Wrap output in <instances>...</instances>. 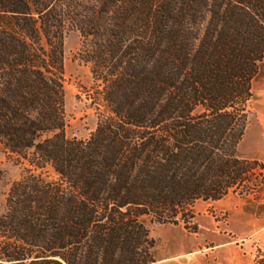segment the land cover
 Masks as SVG:
<instances>
[{
  "label": "trees",
  "instance_id": "obj_1",
  "mask_svg": "<svg viewBox=\"0 0 264 264\" xmlns=\"http://www.w3.org/2000/svg\"><path fill=\"white\" fill-rule=\"evenodd\" d=\"M71 31L107 108L88 139L66 134ZM263 62L264 0H0V145L25 166L0 264H158L146 217L197 233L198 200L264 175L238 153Z\"/></svg>",
  "mask_w": 264,
  "mask_h": 264
},
{
  "label": "rangeland",
  "instance_id": "obj_2",
  "mask_svg": "<svg viewBox=\"0 0 264 264\" xmlns=\"http://www.w3.org/2000/svg\"><path fill=\"white\" fill-rule=\"evenodd\" d=\"M81 47L80 33L71 31L65 38L66 134L88 139L107 108L101 95L102 84L95 80L91 64L82 60ZM253 89L250 121L238 147L239 155L247 159L264 154V62ZM259 161L264 163L262 156ZM24 167L0 145V213L5 211L9 190L22 176ZM193 211L195 217L190 225L198 226L197 233L183 225L145 218L156 243L153 251L157 260L168 253L185 251L174 264L254 263L257 248L264 244V175H253L244 187L220 200H198ZM168 241L183 242L185 246H173Z\"/></svg>",
  "mask_w": 264,
  "mask_h": 264
},
{
  "label": "crops",
  "instance_id": "obj_3",
  "mask_svg": "<svg viewBox=\"0 0 264 264\" xmlns=\"http://www.w3.org/2000/svg\"><path fill=\"white\" fill-rule=\"evenodd\" d=\"M263 147H264V145H263ZM259 151H261L260 150V148H259ZM261 156H262V158H263V161H264V154L262 155H260V154H258V155H252L251 157H250V159H259V160H261ZM259 157V158H258ZM168 240V239H167ZM170 240V239H169ZM168 243H172L171 241H168ZM173 244V246H176V245H178V246H182V245H184L183 244V242L181 243V242H177V243H172ZM185 246V245H184ZM184 252L185 251H181V252H178V253H174V254H166V255H163L162 257H160L159 258V263H171V264H174V262L176 261V259L179 257V256H181L182 254H184Z\"/></svg>",
  "mask_w": 264,
  "mask_h": 264
}]
</instances>
